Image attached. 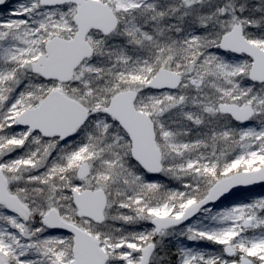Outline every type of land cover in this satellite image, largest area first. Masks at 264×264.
<instances>
[{
    "label": "snow or ice",
    "instance_id": "obj_1",
    "mask_svg": "<svg viewBox=\"0 0 264 264\" xmlns=\"http://www.w3.org/2000/svg\"><path fill=\"white\" fill-rule=\"evenodd\" d=\"M0 264H264V0H0Z\"/></svg>",
    "mask_w": 264,
    "mask_h": 264
}]
</instances>
